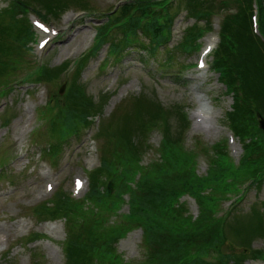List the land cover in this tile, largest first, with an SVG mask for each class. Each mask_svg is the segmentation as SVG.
Returning <instances> with one entry per match:
<instances>
[{
    "label": "rangeland",
    "instance_id": "374dc122",
    "mask_svg": "<svg viewBox=\"0 0 264 264\" xmlns=\"http://www.w3.org/2000/svg\"><path fill=\"white\" fill-rule=\"evenodd\" d=\"M70 1L55 0L54 4L52 2L50 13L47 10L45 13L46 0H19V10L24 8V3L28 4L33 9L35 8V12L50 19L46 22L59 31L45 49L38 51V43L42 39V34L35 28V40L33 43H29L31 40L29 39L25 44V47L33 48L32 55L30 53L31 56H29L30 65L36 66L42 63L49 70L60 69V71L52 79L54 84L47 87L38 85L39 82L34 80V76L26 77L31 71V67H24L21 73H17L18 77L16 75L13 77L12 86L2 89L5 93L0 96V233L9 234V240L0 244V264H30V253L33 264H64V253L61 245L58 244H61L68 236L70 238L71 234L77 231L76 227L71 226L83 224L93 228L91 222L84 221L81 216L73 219L76 207L71 205L67 199V193L71 192L72 180L75 176H82L87 181L89 171L100 165L102 148L103 153L104 150H107V153H109V149L113 150L117 157L121 143L127 146L128 150L143 144L144 125H148L151 119L145 118L143 125L137 127L136 118L128 117L139 111L137 102L143 96L142 102L151 100L159 104V110H173L175 115L171 122L174 130L177 127L176 111L178 108L188 111L192 126L185 134L184 146L187 149L197 150V171L201 175L205 174L209 168L206 149L215 142L225 138L229 139L228 135L231 133L226 113L232 110L233 98L230 94L225 93V86L221 83L218 74L211 70L203 79H196L199 73L197 62L200 51H193V48L185 47L176 50V45L182 40L194 19L189 17L185 0H172L170 8L175 16L172 25V39L167 45L168 47L161 48L158 57H152L146 51H141L138 45L129 46L122 50V55L119 56L120 61L107 63V57L109 53L113 52V48L110 42L103 40L99 48H96L86 58V61L80 64L78 72L73 78V80L75 78L78 80L86 98H91V101H87L91 114L86 117L83 126L78 124L74 127L72 132L74 134L69 133L63 136V139L57 136L52 137L51 132L61 134V127H59L61 120L56 118V115H59V109L64 108L68 103L67 93L65 95L57 94L63 82L62 69L69 61L75 63L88 52L98 25L101 27L106 23L105 14L119 2V0H80L86 3L82 7L72 4ZM8 2L9 0H0V6H7ZM234 3L229 0V5L224 7L221 0L215 1V13L212 16L213 28L206 33L204 38L200 39L201 45H204L205 39L210 36H218L224 16L228 12L235 11L234 5L236 4ZM66 6L72 7L74 10L68 11L59 18V13ZM229 7L230 9H227ZM82 9L89 12L85 15L76 13L77 10ZM67 16L69 18L66 19ZM17 18H21V15L18 14ZM68 19L69 21H67ZM198 23L199 27L204 28L207 22L206 19H203ZM168 52L173 54V63L163 65ZM115 55L118 56L116 52ZM209 62H212L211 56ZM71 70L72 68L70 72ZM195 86L199 87L196 89ZM50 93L51 99L55 98L54 108L49 117L43 121L41 110ZM200 95L213 99L214 105L211 110L215 114L213 118L211 116L207 125L196 127L193 123L195 121L193 114L199 106L198 97ZM89 104H91L90 107ZM38 112L39 117L37 116ZM52 118L54 127L49 126ZM28 122L30 125H26ZM36 127L41 131L40 135L33 134ZM124 128L131 130L132 138L128 142L121 140L115 145L117 137H120V132L123 134ZM108 138L110 144L106 143ZM160 141L161 134L158 130H154L150 136L152 147L145 150L143 159L145 165H150L158 160L159 151L157 148ZM48 145L49 147H47ZM228 145L230 156L237 162L243 154L242 143L237 135L235 141L232 143L230 140ZM128 150L125 153H128ZM118 157H124V155L120 154ZM52 160L54 161L53 165L51 164ZM111 164L112 162H108L106 168L108 169ZM45 172L53 178V181L59 182L60 188L57 189L59 192L56 194L59 196L57 199L55 196L50 202L45 203V208L33 210L35 214L39 215L38 221L31 215L30 210L37 202L38 191L44 187ZM238 178L239 176L233 175L228 178V181H235ZM236 185L237 191L233 189L219 197L218 213L225 216V213L232 207L231 203L237 200L238 192L244 189V182L237 180ZM91 188L89 189L86 184L81 195L75 196V198L84 197L87 191L91 193ZM104 190L106 188L102 186V188H97L95 193L98 192L101 195ZM228 195L229 197H227ZM86 197L88 196L86 195ZM184 198L188 200L187 206L191 212L200 215V209L195 200L188 195ZM263 203L264 184L260 188L252 186L246 193L245 199L234 209V213L239 216L248 215L254 204L261 206L262 209ZM65 204L74 207L69 208ZM123 206L121 211L128 212L129 208L131 209V204L129 207L126 204ZM204 207L203 211L206 214L203 213L201 217L206 220L211 219L212 214L209 213L211 207L207 205ZM67 208L69 213L61 211V209ZM84 209L87 210L88 205H85ZM54 210H57L58 214ZM109 213L111 212L104 211L102 216ZM50 218L55 221H50ZM95 218L91 221L100 217L98 215ZM119 220L115 216H110L108 222L103 221V225L110 226ZM123 223L124 221L119 224ZM103 225L102 227H104ZM217 227H219L218 224ZM100 228L97 225V228L95 226L93 229L100 230ZM27 232H32L34 238L26 241L21 238ZM41 234H47L46 238L51 239V242L55 244L48 243V240H37L36 237H40ZM227 236L228 241L229 239L233 240L237 246H234L232 250L223 246L226 255H230L232 252L235 255L240 253L243 250L242 243L235 238L230 230H228ZM262 237V235L255 236L251 240L249 243L251 250L264 249V238ZM117 249L118 252H122L126 261L142 262L145 251L141 231L134 230L129 233L119 242ZM39 252L44 254L45 260L40 257ZM243 260L245 261L243 264H264L261 260H254L252 253L246 255ZM233 261L234 259H231L229 264H233ZM67 264H70V261H67Z\"/></svg>",
    "mask_w": 264,
    "mask_h": 264
},
{
    "label": "trees",
    "instance_id": "16d2710c",
    "mask_svg": "<svg viewBox=\"0 0 264 264\" xmlns=\"http://www.w3.org/2000/svg\"><path fill=\"white\" fill-rule=\"evenodd\" d=\"M54 1L46 0L48 13ZM215 1L185 0L189 15L196 22L176 45V50L198 47L197 41L203 33L198 22L206 19L207 28H210L209 19ZM232 1L236 3L237 11L225 17L214 57L215 69L220 72L221 80L234 98L232 110L228 113L229 121L235 133L246 141L239 164L233 163L224 141L213 146L207 174L198 175L195 167L197 153L187 150L182 144L183 133L188 126L186 113L178 108L177 127L174 130L171 122L175 115L173 110H159V104L151 100L142 102L143 96L137 102L139 111L128 117L136 118L137 127H141L143 120L149 117L151 122L144 125V130L161 127L163 139L160 157L154 163L145 165L143 156L150 145L143 142L128 150L121 143L117 157L112 150L109 158L103 159V167L91 174L93 188L89 196L99 205L100 218L91 221L96 219L93 214L87 217L81 205H74L73 219L81 216L91 222V227L97 228L98 224H102L103 212L116 211L123 195L129 194L131 213L126 214L125 218L130 224L139 223L143 227L148 264H229L231 259H234L233 264H242L248 250L253 252V256L264 255L262 250H251L249 247L255 236H264V203L262 209L254 204L245 216L235 215L236 206L225 216L215 215L220 205L219 197L233 189L237 191V180L242 183L250 181V186L258 188L264 184V134L258 127L255 114L258 110L264 115V0ZM254 1L259 6V30L263 39L254 33L252 27ZM75 2L82 7L86 4L80 0ZM221 3L224 7L228 6L229 0H221ZM18 4L19 0H13L7 9L0 10V94L28 63L24 54L30 48L25 44L32 38V31L23 15L29 5L24 3V8L19 10ZM169 8V0H128L117 11L107 15L106 25L99 31V46L103 40L110 42L113 53L118 54L116 61L121 60L119 56L123 49L135 45L152 57H158L161 48L168 47L172 39L175 15ZM18 14L22 15L21 18H17ZM141 34L146 37L145 40ZM173 59L172 52H168L163 65L172 64ZM38 68L26 77L52 81L60 71ZM66 98L68 103L56 115L61 120L59 127L62 135H59L62 138L72 133L76 125H83L91 114L87 102L91 98H86L76 78L71 82ZM131 138V130L124 128L115 145L121 140L128 142ZM126 150L128 153H125ZM119 153L124 157H118ZM108 162L112 164L107 169ZM233 175L239 178L229 182L228 178ZM102 186L106 188L105 192L101 195L95 193ZM186 193L195 197L199 205L200 215L196 219H192L185 203L180 201ZM205 205L211 207L209 213L212 216L208 220L201 217L203 213L206 214L203 211ZM43 208L45 205L40 207ZM55 213L58 214V211ZM93 228L81 225L71 234L66 245L70 264H94V260L107 264L121 263L119 256L115 255L113 243L127 231L126 228L116 225L109 232ZM228 230L242 243L243 250L238 255L233 252L226 255L223 251V246L231 250L237 246L233 240L228 241ZM210 249L218 253L214 262L205 258Z\"/></svg>",
    "mask_w": 264,
    "mask_h": 264
},
{
    "label": "bare ground",
    "instance_id": "6f19581e",
    "mask_svg": "<svg viewBox=\"0 0 264 264\" xmlns=\"http://www.w3.org/2000/svg\"><path fill=\"white\" fill-rule=\"evenodd\" d=\"M67 21H69V19ZM215 41H216V38H211L210 39L209 44H208L210 48L214 45ZM195 87L197 89V87H199V86H195ZM202 109H203V111H205V113H207L206 110H205L206 109L205 104L203 105ZM213 116H214V114H213Z\"/></svg>",
    "mask_w": 264,
    "mask_h": 264
},
{
    "label": "water",
    "instance_id": "95a60500",
    "mask_svg": "<svg viewBox=\"0 0 264 264\" xmlns=\"http://www.w3.org/2000/svg\"><path fill=\"white\" fill-rule=\"evenodd\" d=\"M63 89H64V86L62 87V89H61V92L63 93ZM260 116V115H259ZM259 122H260V126H261V128L264 130V118H262L261 116H260V120H259Z\"/></svg>",
    "mask_w": 264,
    "mask_h": 264
}]
</instances>
